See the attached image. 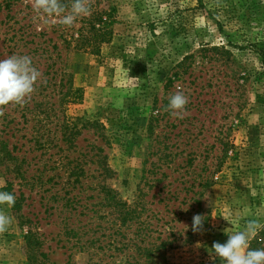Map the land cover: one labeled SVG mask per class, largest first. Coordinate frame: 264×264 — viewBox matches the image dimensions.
I'll list each match as a JSON object with an SVG mask.
<instances>
[{
  "label": "rangeland",
  "instance_id": "374dc122",
  "mask_svg": "<svg viewBox=\"0 0 264 264\" xmlns=\"http://www.w3.org/2000/svg\"><path fill=\"white\" fill-rule=\"evenodd\" d=\"M108 2L115 36L95 55L33 0H0V59L42 72L23 107H0V191L16 196L0 264H221L212 244L249 221L264 248V0ZM178 90L182 120L166 110ZM103 185L138 217L123 225Z\"/></svg>",
  "mask_w": 264,
  "mask_h": 264
},
{
  "label": "clouds",
  "instance_id": "9594fccd",
  "mask_svg": "<svg viewBox=\"0 0 264 264\" xmlns=\"http://www.w3.org/2000/svg\"><path fill=\"white\" fill-rule=\"evenodd\" d=\"M33 10L45 23H54L53 18H58L59 23L72 27L80 18L91 14L88 0H71L68 10L62 0H33ZM42 72L34 65L29 55L13 54L6 59H0V107L16 104L23 107L32 94ZM189 103L188 96L178 90L169 98L167 109L176 119H184ZM16 204V196L12 192L0 191V206L9 208ZM12 223V217L0 210V231H4ZM203 227V217L199 214L193 217L192 231L198 232ZM259 225L249 221L243 231L227 234L224 243L214 242L211 246L215 257L221 264H264V248L252 249L251 240L255 237ZM215 264V258H213Z\"/></svg>",
  "mask_w": 264,
  "mask_h": 264
},
{
  "label": "trees",
  "instance_id": "16d2710c",
  "mask_svg": "<svg viewBox=\"0 0 264 264\" xmlns=\"http://www.w3.org/2000/svg\"><path fill=\"white\" fill-rule=\"evenodd\" d=\"M198 1L199 6L202 5L203 0ZM62 2L66 4L68 10H70L71 0H62ZM103 2L105 4H102ZM88 5L91 8L90 15L78 19L72 27L65 26V28H63V32H67L68 34L64 37V42L66 47L70 50L78 52H91L95 55H102L106 47L108 48L114 39L118 10L117 7L109 3L108 0H88ZM77 24L80 25L77 26ZM59 26L62 27L64 25L59 23ZM71 31L73 32L71 33ZM256 51L260 57L261 63L264 66V46L258 47ZM69 91L65 95H68ZM75 92L79 94L81 89L77 88L75 89ZM71 131L74 132L75 129H72ZM102 159L105 163L103 167L104 170L106 172H110L111 169L107 166L105 157ZM102 190L105 193V197L110 206L117 208L119 218L123 225L128 224L130 221L138 217L139 212L137 208L129 204L127 201L120 199L116 191L105 185H103ZM25 238L26 241L31 243V241L34 240V235L31 231H29ZM161 244L163 246L164 241ZM37 246L39 245H28L30 250H36ZM141 251L143 256L147 255L150 257L152 255V251L148 248H143ZM38 256L34 254V258L36 257V259L33 262L29 259V264H45L43 259L47 257V254L41 253L40 256H42V259H39L40 257L38 258ZM29 258H32V255Z\"/></svg>",
  "mask_w": 264,
  "mask_h": 264
}]
</instances>
